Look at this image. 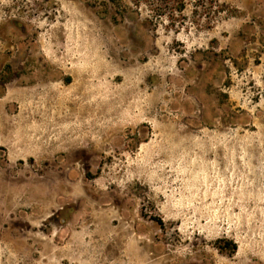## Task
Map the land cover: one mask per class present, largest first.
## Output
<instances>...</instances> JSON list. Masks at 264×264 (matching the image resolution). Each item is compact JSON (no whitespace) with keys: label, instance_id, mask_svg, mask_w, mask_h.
I'll return each mask as SVG.
<instances>
[{"label":"rangeland","instance_id":"rangeland-1","mask_svg":"<svg viewBox=\"0 0 264 264\" xmlns=\"http://www.w3.org/2000/svg\"><path fill=\"white\" fill-rule=\"evenodd\" d=\"M215 1L0 0V264H264V0Z\"/></svg>","mask_w":264,"mask_h":264},{"label":"trees","instance_id":"trees-1","mask_svg":"<svg viewBox=\"0 0 264 264\" xmlns=\"http://www.w3.org/2000/svg\"><path fill=\"white\" fill-rule=\"evenodd\" d=\"M184 1L185 0H164V9L168 8L174 12H182V10H180V9H182V7L184 5ZM194 1H196L201 6L208 4L214 10L217 8V6H216L217 2L215 0H194ZM215 14H216V12H212V14H211L212 17L207 20V25H209L210 22H212V19L214 18Z\"/></svg>","mask_w":264,"mask_h":264}]
</instances>
